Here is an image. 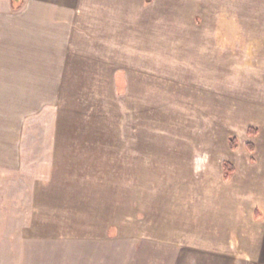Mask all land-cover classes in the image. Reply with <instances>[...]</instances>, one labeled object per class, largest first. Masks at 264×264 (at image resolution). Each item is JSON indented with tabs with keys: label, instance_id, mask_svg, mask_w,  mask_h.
<instances>
[{
	"label": "crops",
	"instance_id": "crops-1",
	"mask_svg": "<svg viewBox=\"0 0 264 264\" xmlns=\"http://www.w3.org/2000/svg\"><path fill=\"white\" fill-rule=\"evenodd\" d=\"M195 3L0 0V198H9V203L17 206L20 201L26 203L32 227L33 223L35 228L54 225L52 229L62 227L71 238L98 242L114 238V230H123L130 244L152 245L156 260L162 252L157 243L180 229L187 238L181 241L177 237V244L186 246L175 254L176 259L184 256L189 261L210 258L234 264H264V155H257L255 140L243 142L237 138L238 148L225 153L215 175L208 173L203 182H193L184 196L172 191L167 200L161 195V175L150 173L149 179L145 175L148 155L155 165L177 162L173 145L164 147L140 138L125 140L112 126L92 125V118L98 117L95 110L92 116L80 114L87 102L109 99L116 69L132 68L131 47L137 40L132 41L130 35L140 29L146 9ZM139 48L133 68L145 78L153 75L147 70L151 68L147 59L154 53L148 55L145 46ZM154 49L156 53L170 50L162 46ZM116 53L122 57H116ZM51 101H75L84 109L68 119L76 124H63L61 120L53 126L58 139L21 142L19 118L35 116L34 107ZM71 114L64 113L61 118ZM88 117L91 125L87 124ZM33 149L45 150L43 156L50 162L40 167L36 177L26 175L27 183H20L25 178L20 174V160L25 155L36 164L30 151ZM246 152L249 156L241 155ZM51 160L55 161L53 166ZM201 161L195 157L196 166ZM224 162L234 164L229 180L224 178ZM148 180L160 188L148 190ZM34 204H38L37 211ZM47 206L54 208V220L52 211L47 215ZM180 213L188 218L191 229ZM36 216L39 226H35Z\"/></svg>",
	"mask_w": 264,
	"mask_h": 264
},
{
	"label": "rangeland",
	"instance_id": "rangeland-1",
	"mask_svg": "<svg viewBox=\"0 0 264 264\" xmlns=\"http://www.w3.org/2000/svg\"><path fill=\"white\" fill-rule=\"evenodd\" d=\"M196 1L146 9L140 29L130 35L132 41L137 40V45L131 47L132 68L127 69L125 61L126 68L116 69L117 79L113 93L108 90L109 99L87 102L88 106L80 112L92 116L95 110L98 117L92 118V125L112 126L125 140L140 138L164 147L173 145V152H178L177 162L155 165L148 155L145 175L147 179L152 178L150 173L161 175V195L167 200L172 191L184 196L193 182H203L208 173L215 175L225 153L231 154L230 137L243 142L255 140L257 155H264V0ZM142 46L147 48V54L154 53L147 59L148 68L151 67L147 70L153 75L145 78H140L137 68H133L139 58L137 49ZM159 46L172 51L154 52V47ZM116 57L121 58L122 54L116 53ZM41 107L33 108L35 116L19 118L21 142L58 139L54 127L61 120L63 124H76L71 120L77 110L84 109L75 101H51L49 105L45 102ZM70 112L72 116L61 118ZM87 124L91 125L90 118ZM250 128L258 130V134L249 133ZM30 151L34 152L36 164L25 155L20 160V174L25 176L20 183L24 184L26 175L36 177L40 167L50 162L43 156L45 150ZM151 152H156V148H151ZM241 155L249 156L247 152ZM195 157L203 163L196 166ZM51 163L53 166L55 161ZM151 184L148 180V190L160 188L159 184ZM37 207L34 204L35 211ZM26 209V203L20 201L17 206L10 204L9 198H0V264H234L210 258L176 259L175 254L186 246L177 244V237L181 241L187 238L180 229L178 234L157 243L162 252L156 260L151 254L152 245L130 244L123 230H114V238L103 242L75 239L62 227L35 228L34 223L32 227ZM53 209L47 206V215L52 211L54 220ZM180 215L189 227L188 218ZM35 226H39L37 216Z\"/></svg>",
	"mask_w": 264,
	"mask_h": 264
},
{
	"label": "trees",
	"instance_id": "trees-1",
	"mask_svg": "<svg viewBox=\"0 0 264 264\" xmlns=\"http://www.w3.org/2000/svg\"><path fill=\"white\" fill-rule=\"evenodd\" d=\"M249 133L257 134V130L254 128L249 129ZM230 147L232 150H236L238 148V140L236 137H230ZM224 171H225V180H229L230 176L234 173L235 169L232 164L229 162H224Z\"/></svg>",
	"mask_w": 264,
	"mask_h": 264
}]
</instances>
